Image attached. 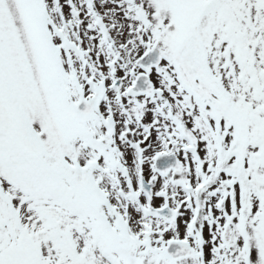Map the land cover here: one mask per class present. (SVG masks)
<instances>
[{"label": "rangeland", "instance_id": "obj_1", "mask_svg": "<svg viewBox=\"0 0 264 264\" xmlns=\"http://www.w3.org/2000/svg\"><path fill=\"white\" fill-rule=\"evenodd\" d=\"M207 1L0 0V264H264V0ZM196 21L220 90L202 85L206 108L173 66ZM152 48L163 57L149 74L156 96L134 97L136 62ZM96 81L106 82L101 119L81 123L73 105ZM15 102L40 159L7 139ZM172 153L182 172L146 198L140 176L150 182L157 154ZM89 174L108 206L90 198ZM164 205L179 209L172 224L145 213ZM203 227V260L165 259L168 242L196 246Z\"/></svg>", "mask_w": 264, "mask_h": 264}, {"label": "water", "instance_id": "obj_2", "mask_svg": "<svg viewBox=\"0 0 264 264\" xmlns=\"http://www.w3.org/2000/svg\"><path fill=\"white\" fill-rule=\"evenodd\" d=\"M196 27L197 24L193 25L190 34L175 52L173 58L174 68L181 82L193 92L194 96L202 106H206L209 103V99L200 87V84H206L212 86L213 88H217V84L205 58L202 40L196 32ZM161 59L162 58L158 50L153 49L140 59L137 64L146 73H149L154 67L161 63ZM115 85L119 87L120 82L117 81ZM94 87L96 92L94 98L86 101L81 95L80 102L74 107L75 113L82 120L98 118L97 113H99V106L105 95V87L104 84H94ZM132 92L135 95H146L148 97H153L155 95L153 85L151 84L148 76L144 74L138 76L135 86L132 88ZM11 112L14 117L15 126L13 133L8 135L9 138L13 139L26 154L32 157H41L43 151L36 139L35 130L32 129L26 122L20 105L18 103L12 105ZM233 118H237L235 113H233ZM183 131L185 138L191 142L192 149H196L197 140L195 137L184 128ZM156 169L162 174H168L171 170H174L175 172L181 171L179 161L174 154L158 156L156 160ZM85 186L95 201L103 204L107 203L106 198L101 194L99 188L90 177L87 178ZM151 187V185L146 184L144 179H142V189L148 195L151 194ZM148 213L160 218H167L170 222L174 221L177 216V214L171 212L168 207L161 210L151 209ZM165 254L168 259L175 260L188 257L193 254V251L186 243L171 242L165 249Z\"/></svg>", "mask_w": 264, "mask_h": 264}, {"label": "bare ground", "instance_id": "obj_3", "mask_svg": "<svg viewBox=\"0 0 264 264\" xmlns=\"http://www.w3.org/2000/svg\"><path fill=\"white\" fill-rule=\"evenodd\" d=\"M97 12H98V14L101 15V12H100V11H97ZM58 34H60V33H58ZM117 49H118V48H117ZM117 49H116V50H117ZM136 132L138 133V135L140 136V138H143V137H142V136H143V135H142V132H143V131L141 132V130H137ZM143 133H144V132H143ZM142 140H144V138L141 139V141H142Z\"/></svg>", "mask_w": 264, "mask_h": 264}]
</instances>
